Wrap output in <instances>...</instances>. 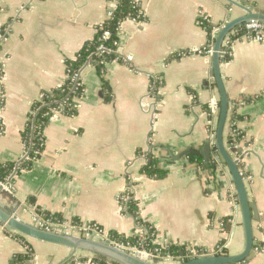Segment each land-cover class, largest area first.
Instances as JSON below:
<instances>
[{
	"label": "crops",
	"instance_id": "0c3cea01",
	"mask_svg": "<svg viewBox=\"0 0 264 264\" xmlns=\"http://www.w3.org/2000/svg\"><path fill=\"white\" fill-rule=\"evenodd\" d=\"M132 1L139 18L123 20L118 33L131 63L80 69L84 90L74 100L76 114L48 122L40 156L30 169L15 173L13 192L0 193V205H18V217L28 223L41 209L67 222L93 223L105 233L144 237L145 226L126 207L132 198L159 247L239 254L244 232L227 167L199 165L187 156L175 160L168 151L200 150L217 126L211 57L194 53L213 42L202 16L211 27H223L246 9L262 13L264 0ZM115 7L114 0H0V29L8 25L0 43V163H19L27 154L21 132L32 104L63 84L66 62ZM220 72L230 103L222 141L226 146L235 106L243 136L231 156L240 159L258 213L252 219L253 250L237 264H264V43L236 39ZM213 103L217 109L211 112ZM149 157L167 172L163 179L144 173ZM8 232L0 223V264H14V255L25 251ZM23 237L34 252L28 264H93L89 252L70 256L68 247Z\"/></svg>",
	"mask_w": 264,
	"mask_h": 264
},
{
	"label": "trees",
	"instance_id": "16d2710c",
	"mask_svg": "<svg viewBox=\"0 0 264 264\" xmlns=\"http://www.w3.org/2000/svg\"><path fill=\"white\" fill-rule=\"evenodd\" d=\"M116 2V7L111 11V17L105 21L103 25V30L110 33V37L103 41L102 32L103 30H98L95 37L85 42L78 52L76 53L74 59H70L66 62L67 67V76L61 86L50 91L43 92L40 99L34 102L31 106L30 113L28 115L27 123L21 132V139L24 143V146L27 150V159L16 163V162H4L0 163V182H4L12 175L14 169L16 174H19L23 170H28L32 167V164L35 159L39 156L36 155L37 151H42L44 146V136L43 129L48 124L50 117L52 115V110L58 111L60 114L72 116L76 114V98H80L83 95L84 87L80 81L75 84L73 78L75 73L90 59V63L95 65L98 71L104 68L105 62L109 63L114 59L112 54H103L96 55L95 51L97 47L103 43L105 45H113V42L117 40L116 32L119 28L120 23L125 20L127 17L136 16L139 13V8L132 0H114ZM243 5L249 6L250 8L256 9L255 2H244ZM264 14V9L262 10ZM245 23L239 24L234 27L232 30L234 35L232 38L239 37L244 30ZM204 28L207 30L208 35L211 33V25L203 24ZM230 56L224 55L220 57V61H228ZM102 62V63H100ZM2 76V66L0 65V77ZM230 103H228V107ZM233 111L230 112L229 122H228V134L226 137V149L230 150L234 145L238 144L242 139L243 132L237 127V122L241 120V117L234 111L235 106L231 108ZM208 111V110H207ZM216 151V147L212 146L211 153ZM187 158L196 162L199 165H203V158L201 156H194L191 154L186 155ZM218 162L213 156H210L208 161V167L215 168L217 167ZM144 173L149 177L155 179H163L166 176V171L157 167L154 160L149 157L147 164L143 169ZM126 207L128 212L136 219L138 224L145 226L146 235L144 237L140 236H124L116 232H109L110 238L124 243L129 244L130 246H136L145 250H153L154 248H159L160 255L166 256L169 254L174 260L186 261L190 258L184 254V250L181 247L171 245L168 248H161L158 245L153 243L155 231L148 224H145L138 218V210L136 201L134 199H129ZM38 213H45L46 217L51 220H61V216L57 214H51L49 212L42 211L41 209H36ZM71 223L73 225H80L79 221L72 219ZM17 238L25 248L23 253H18L14 255V264H28L30 260L34 259V252L29 246L28 242L20 234H15L8 232ZM226 253L225 250H223ZM82 260H85L82 258ZM88 260V259H87ZM93 264H119L117 262L109 261L105 256L100 254H95L91 258ZM65 264V263H64Z\"/></svg>",
	"mask_w": 264,
	"mask_h": 264
},
{
	"label": "water",
	"instance_id": "95a60500",
	"mask_svg": "<svg viewBox=\"0 0 264 264\" xmlns=\"http://www.w3.org/2000/svg\"><path fill=\"white\" fill-rule=\"evenodd\" d=\"M244 16L238 17L229 21L221 29L216 31L215 40L212 46L213 52L211 54V69L214 80L219 93V115L218 122L212 139H208L202 145L200 150L186 149L176 155H172L168 151L172 159H179L187 154L194 156H201L203 163L208 167L210 156H213L220 165H225L230 173L231 181L235 188L237 209L240 212L241 224L244 232V249L241 253L231 255L223 251L217 254H206L190 258L186 261H178L170 259L153 258L148 261L135 254L128 253L123 248L114 247L113 244L98 234H92V237L74 236L64 234L53 230H48L33 223H28L20 219L16 213V206H1L0 205V223L8 231L16 232L22 236L37 239L40 241L68 247L71 249V255L74 256L78 251H86L92 255L100 254L105 256L109 261L117 262L119 264H237L243 262L251 253L253 249V229L252 219L258 218L256 208L250 204L243 174L238 167V160L231 156L233 148L227 150L223 141L222 134L226 123L228 111V98L224 88V84L220 72V50L224 36L229 33L231 29L239 24L249 22L251 20H259L264 23V14L246 9ZM212 146L216 147V151L211 153ZM16 171L7 179L6 185L12 183V178ZM0 193L10 195L6 190L0 188Z\"/></svg>",
	"mask_w": 264,
	"mask_h": 264
},
{
	"label": "built area",
	"instance_id": "2783aa9c",
	"mask_svg": "<svg viewBox=\"0 0 264 264\" xmlns=\"http://www.w3.org/2000/svg\"><path fill=\"white\" fill-rule=\"evenodd\" d=\"M112 10H110L108 12V15H107L105 21H107L111 17V11ZM138 18H139V16L136 15V16L127 17L126 19H130L132 21H137ZM105 21L99 24L98 30H103V25H104ZM202 21L204 24H209L208 18L204 15L202 16ZM121 23H120V25H121ZM120 25H119V28H120ZM119 28L116 32L117 40H115L113 42V45L110 46V45H105V44L101 43L97 47L95 54L98 56L103 55V54H107V55L112 54V55H114V59L112 60L113 62L130 64L132 57L130 55L123 54V52L120 50L119 41H118V33L120 31ZM221 28L222 27H217V28L211 27V33L210 34L212 36L211 41H213V42L206 47H203L201 49H197L196 51H194V53L202 54V55L211 57V54L213 52L212 46H213V43L215 40L216 31H218ZM7 32H8V25H4L0 29V43L3 41V39H5ZM232 35H234V32L231 29L229 31V33L224 36V38L222 40V44H221L220 56H224V55L231 56L232 44L236 39L246 38V39H250V40H254L257 42L264 43V23L259 21V20H251V21L245 23L243 33L239 37L232 38ZM109 37H110V33L108 31L103 30L102 37H101L102 40L105 41ZM89 63H90V59H88L87 62L83 66L88 65ZM100 63H102V62H100ZM106 64H107V62H105L104 65H106ZM80 69L74 75L73 80H74L75 84L78 83V81H79ZM210 108H211V112L212 111L214 112V110L217 109V104L213 103V105L210 106ZM59 114L60 113L58 111L52 110V115L50 117V120H52L53 118H56ZM209 114L211 116V113H209ZM40 154H41L40 151L36 152L37 156H40ZM24 159H27V154L20 160V162L23 161ZM237 160L239 161L240 159L237 157ZM14 171H16V170L14 169ZM13 172H12V174H13ZM241 174H243L242 171H241ZM6 181L0 182V188H2L3 190H6L8 193L11 194L13 192L12 184L10 183L7 186ZM32 223L35 224L36 226H39V227H42V228H45L48 230H53L56 232H61L64 234L72 235V233L75 232V233H80L81 234L80 236H83V237H92V234H98V235H101L102 237H105L106 239H108L113 244L114 247L123 248L128 253L135 254L138 257H142L143 259L148 260V261L152 260L153 258H157L160 260L172 258L169 254H167L165 257L161 256L159 254L161 251L159 248H154L153 250H145V249H142V248H139L136 246H130L129 244H124V243L118 242V241L110 238L108 233H105L100 227H98L97 225H95L93 223H88L86 225H84V224L83 225L82 224L73 225L71 223V221L67 222L63 218L61 220L53 221L50 218L46 217L45 213H38L37 211L36 212L34 211ZM255 250H257V249H255ZM220 252H222L221 248L220 249L217 248L216 251L211 252V253H208V252L201 250V249H195V248H189V249L184 250V254L189 258L202 256V255H206V254H217ZM91 258L92 257H89L88 261L91 262Z\"/></svg>",
	"mask_w": 264,
	"mask_h": 264
},
{
	"label": "rangeland",
	"instance_id": "374dc122",
	"mask_svg": "<svg viewBox=\"0 0 264 264\" xmlns=\"http://www.w3.org/2000/svg\"><path fill=\"white\" fill-rule=\"evenodd\" d=\"M72 235H74V236L77 237V236H80L81 234H80V233H75V232H73Z\"/></svg>",
	"mask_w": 264,
	"mask_h": 264
}]
</instances>
